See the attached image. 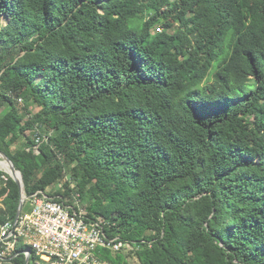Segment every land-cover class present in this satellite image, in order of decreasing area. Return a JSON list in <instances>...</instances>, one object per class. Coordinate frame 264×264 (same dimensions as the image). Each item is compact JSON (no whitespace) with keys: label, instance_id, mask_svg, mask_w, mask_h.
<instances>
[{"label":"trees","instance_id":"16d2710c","mask_svg":"<svg viewBox=\"0 0 264 264\" xmlns=\"http://www.w3.org/2000/svg\"><path fill=\"white\" fill-rule=\"evenodd\" d=\"M0 151L28 197L72 172L137 264H264V0H0Z\"/></svg>","mask_w":264,"mask_h":264},{"label":"built area","instance_id":"2783aa9c","mask_svg":"<svg viewBox=\"0 0 264 264\" xmlns=\"http://www.w3.org/2000/svg\"><path fill=\"white\" fill-rule=\"evenodd\" d=\"M67 181L71 192L61 193L64 185L59 183L52 191H39L27 197L17 224L1 227L0 264L12 259L20 247L22 254L31 252L29 264H110L103 250L118 253L131 248L120 237H108V221L91 216L77 182Z\"/></svg>","mask_w":264,"mask_h":264},{"label":"water","instance_id":"95a60500","mask_svg":"<svg viewBox=\"0 0 264 264\" xmlns=\"http://www.w3.org/2000/svg\"><path fill=\"white\" fill-rule=\"evenodd\" d=\"M0 162L6 165L4 168L0 166V170L7 173L18 184L19 189H20V203H19L17 214H16V219L14 222L15 224H17L22 214V211L24 209L27 197H28L26 194V190H25L24 176L22 172L17 169L13 160L7 154L1 151H0ZM26 253H28L26 256V264H29L31 252L30 251L24 252L23 254L25 255Z\"/></svg>","mask_w":264,"mask_h":264},{"label":"rangeland","instance_id":"374dc122","mask_svg":"<svg viewBox=\"0 0 264 264\" xmlns=\"http://www.w3.org/2000/svg\"><path fill=\"white\" fill-rule=\"evenodd\" d=\"M176 28H177V26L175 25V23L173 21H165L159 25V28H155L153 30V33L165 31V30L169 31V32H174V30H176ZM20 103H23L22 100H20ZM31 110L32 109H30V111ZM67 178L72 179V180L76 179L72 172H68L66 175H64L63 179H60L57 182V184L59 183L60 185H64L65 182H67ZM9 189H10V185H8V184H5L4 186H0V196L6 195L9 191ZM0 199H1V197H0ZM85 204L87 207L89 206L87 203H85ZM131 250H132V248H128V249L123 250V251H124V254L129 255V259L132 263L137 264L138 263L137 259H136L135 255H133V253L130 252Z\"/></svg>","mask_w":264,"mask_h":264},{"label":"bare ground","instance_id":"6f19581e","mask_svg":"<svg viewBox=\"0 0 264 264\" xmlns=\"http://www.w3.org/2000/svg\"><path fill=\"white\" fill-rule=\"evenodd\" d=\"M0 166L4 168L6 165L4 163L0 162Z\"/></svg>","mask_w":264,"mask_h":264}]
</instances>
